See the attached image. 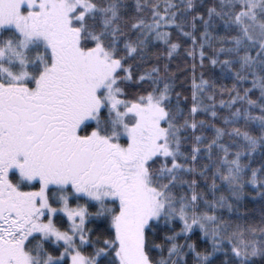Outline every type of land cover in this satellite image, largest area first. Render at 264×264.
Here are the masks:
<instances>
[{"label": "snow or ice", "instance_id": "snow-or-ice-1", "mask_svg": "<svg viewBox=\"0 0 264 264\" xmlns=\"http://www.w3.org/2000/svg\"><path fill=\"white\" fill-rule=\"evenodd\" d=\"M0 264H264V0H0Z\"/></svg>", "mask_w": 264, "mask_h": 264}]
</instances>
